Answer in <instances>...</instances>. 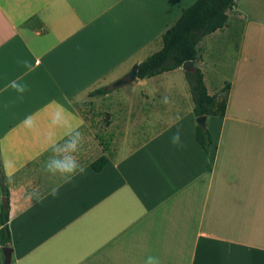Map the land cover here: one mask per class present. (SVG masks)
<instances>
[{
	"label": "crops",
	"instance_id": "crops-1",
	"mask_svg": "<svg viewBox=\"0 0 264 264\" xmlns=\"http://www.w3.org/2000/svg\"><path fill=\"white\" fill-rule=\"evenodd\" d=\"M195 1L0 0V229L7 197L12 264H264V0H237L197 44L208 93L230 86L225 116L207 118L209 154L181 67L112 86ZM13 80L23 99L5 90ZM56 113L84 136L85 172L68 184L45 170L52 142L67 139ZM37 189L42 203L29 198Z\"/></svg>",
	"mask_w": 264,
	"mask_h": 264
},
{
	"label": "trees",
	"instance_id": "trees-1",
	"mask_svg": "<svg viewBox=\"0 0 264 264\" xmlns=\"http://www.w3.org/2000/svg\"><path fill=\"white\" fill-rule=\"evenodd\" d=\"M237 0H196L185 8L180 20L172 26L164 35L162 49L148 60L139 63L138 76H151L162 71H169L182 66L187 60H199L197 44L200 40L219 29L228 20V13L235 7ZM189 82L193 100L194 114L197 118L196 138L206 153H210L213 145V136L207 126L209 116L223 117L226 114L230 86H226L219 93L210 94L202 82V70L199 65L185 71ZM109 89L101 87L91 92L97 95L108 92ZM108 159L101 156L92 162V167L100 171ZM0 186L9 196L4 165L0 151ZM9 205L3 203L1 208V240L3 247H10L12 234L9 225ZM12 258L6 264H12Z\"/></svg>",
	"mask_w": 264,
	"mask_h": 264
},
{
	"label": "clouds",
	"instance_id": "clouds-1",
	"mask_svg": "<svg viewBox=\"0 0 264 264\" xmlns=\"http://www.w3.org/2000/svg\"><path fill=\"white\" fill-rule=\"evenodd\" d=\"M21 63L28 71L34 70L29 61L23 60ZM8 87L14 89L19 94L20 99H23V94L27 91V85L21 83L19 80L9 82L5 90H7ZM163 102H169L167 96L164 97ZM4 107L7 108L8 105L5 104ZM22 123L30 130L35 131V123L32 116L26 117ZM52 124L56 127L65 129L67 139L63 143H56L55 141L52 142L51 147L53 155L49 157L46 162L45 170L53 176L58 177L63 184H68L71 183L77 175L85 172V168L79 163L77 158V153L80 151L84 142V136L78 130L79 126L73 125L68 114L56 113L52 119ZM172 142L174 144L180 143L179 132L173 135ZM60 187L61 184H57L52 187L48 195L57 197ZM29 198H35L38 203H42L46 196L42 195L37 189L30 194Z\"/></svg>",
	"mask_w": 264,
	"mask_h": 264
},
{
	"label": "water",
	"instance_id": "water-1",
	"mask_svg": "<svg viewBox=\"0 0 264 264\" xmlns=\"http://www.w3.org/2000/svg\"><path fill=\"white\" fill-rule=\"evenodd\" d=\"M198 65V61L197 60H187L185 61L181 68L184 71L187 70H191L194 67H196ZM139 80V76H138V63H134L133 66L131 67V69L121 78H119L118 80H116L112 86L113 87H121L123 85L132 83V82H137ZM3 203L4 205L7 207L8 206V199L7 197L3 198ZM4 252L6 255V259L7 261L11 259V254H12V248L11 247H5L4 248Z\"/></svg>",
	"mask_w": 264,
	"mask_h": 264
}]
</instances>
